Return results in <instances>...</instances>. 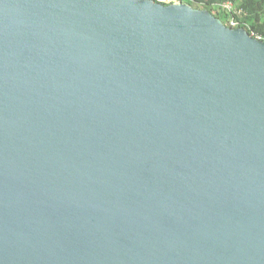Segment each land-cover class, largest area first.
<instances>
[{"label": "water", "instance_id": "obj_1", "mask_svg": "<svg viewBox=\"0 0 264 264\" xmlns=\"http://www.w3.org/2000/svg\"><path fill=\"white\" fill-rule=\"evenodd\" d=\"M0 264H264V40L152 0H0Z\"/></svg>", "mask_w": 264, "mask_h": 264}, {"label": "trees", "instance_id": "obj_2", "mask_svg": "<svg viewBox=\"0 0 264 264\" xmlns=\"http://www.w3.org/2000/svg\"><path fill=\"white\" fill-rule=\"evenodd\" d=\"M227 2L235 3V0H190L188 4L199 10H207L224 24L228 14L221 6ZM235 10H240V14L234 13L233 16L249 26V29L245 26L240 28H244L248 34L251 30L264 38V0H241Z\"/></svg>", "mask_w": 264, "mask_h": 264}, {"label": "built area", "instance_id": "obj_3", "mask_svg": "<svg viewBox=\"0 0 264 264\" xmlns=\"http://www.w3.org/2000/svg\"><path fill=\"white\" fill-rule=\"evenodd\" d=\"M153 1V0H152ZM165 1L166 3H169V4H179L181 3V0H156L154 2H163ZM163 5H168V4H165V3H161ZM223 9H225L227 11V14L230 16V20H229V28H240V26H245L247 27V29H249V27L247 25H243L241 23V21L237 20L233 14L236 13L237 15L240 14V10H238L237 12L236 11H232V9L229 11L227 10L225 7L221 6ZM244 29V28H243ZM245 30V29H244ZM250 31V36L251 37H254L256 38L257 40H264V38L256 33H254L253 31L249 30Z\"/></svg>", "mask_w": 264, "mask_h": 264}, {"label": "rangeland", "instance_id": "obj_4", "mask_svg": "<svg viewBox=\"0 0 264 264\" xmlns=\"http://www.w3.org/2000/svg\"><path fill=\"white\" fill-rule=\"evenodd\" d=\"M189 1L190 0H181V3L182 4H186V5H189L188 3H189ZM240 1L241 0H235V3H232V2H227V3H225V4H223L222 6L223 7H225L227 10H231L232 9V11H236L235 10V6L236 5H238L239 3H240ZM158 3V2H157ZM159 3H165V4H169V3H166L165 1H163V2H159ZM189 6H191L192 8H194V9H196L194 6H192V5H189ZM237 12V11H236ZM226 17V19H225V21H224V25L225 26H227V27H229V20H230V16L229 15H227V16H225ZM249 27V26H248Z\"/></svg>", "mask_w": 264, "mask_h": 264}]
</instances>
